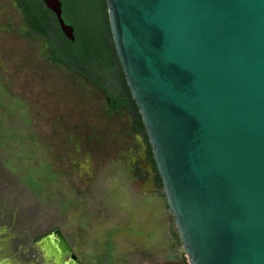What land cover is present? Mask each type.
I'll use <instances>...</instances> for the list:
<instances>
[{
    "label": "water",
    "instance_id": "water-1",
    "mask_svg": "<svg viewBox=\"0 0 264 264\" xmlns=\"http://www.w3.org/2000/svg\"><path fill=\"white\" fill-rule=\"evenodd\" d=\"M106 3L188 264H264V0ZM44 242L82 264L60 230Z\"/></svg>",
    "mask_w": 264,
    "mask_h": 264
},
{
    "label": "rangeland",
    "instance_id": "rangeland-1",
    "mask_svg": "<svg viewBox=\"0 0 264 264\" xmlns=\"http://www.w3.org/2000/svg\"><path fill=\"white\" fill-rule=\"evenodd\" d=\"M50 51L0 0V264H63L54 230L83 264H185L130 114Z\"/></svg>",
    "mask_w": 264,
    "mask_h": 264
},
{
    "label": "trees",
    "instance_id": "trees-1",
    "mask_svg": "<svg viewBox=\"0 0 264 264\" xmlns=\"http://www.w3.org/2000/svg\"><path fill=\"white\" fill-rule=\"evenodd\" d=\"M16 2L33 31L49 40L55 60L63 62L103 89L113 106L125 107L134 114L136 128L147 143V155L154 170L156 186L163 189L141 114L115 50L106 0H61L62 16L66 24L74 28L73 41L63 33L57 17L42 0ZM177 237L180 240L179 235ZM184 262L188 264L185 254Z\"/></svg>",
    "mask_w": 264,
    "mask_h": 264
},
{
    "label": "flooded vegetation",
    "instance_id": "flooded-vegetation-1",
    "mask_svg": "<svg viewBox=\"0 0 264 264\" xmlns=\"http://www.w3.org/2000/svg\"><path fill=\"white\" fill-rule=\"evenodd\" d=\"M50 48H51V47H50ZM49 58H50V61H51L53 64H56V65H59V66H65L67 69H69V70H70L71 72H73L74 74L79 75V76H82V75L79 74L78 72L73 71L69 66H67V65L64 64L63 62L55 60V58H54V53H53L52 50L50 51ZM82 77H84V76H82ZM84 79L87 80V81L89 82V80H88L86 77H84ZM89 83H91V82H89ZM91 84H92V83H91ZM92 85H93L94 87L97 88V90L100 92V94H102L104 104H105V106H106L109 110H112V111H119V110H121V111H124V112H127V113L130 114V116H131L130 129H131L132 133L139 134V135L142 137V139H143V141H144V144H145V147H146V155H147V143H146L145 138H144L143 134L141 133V131H139V130L136 128V124H135V116H134V114H133L131 111L127 110L125 107H115V106H113V105H112V102H111V100H110V98H109L108 95H107V93H106L103 89H101V88L95 86L94 84H92ZM145 130H146V129H145ZM149 143H150V142H149ZM150 146H151V145H150ZM153 159H154V157H153ZM147 160H148V162H149V164H150V166H151V172H152V173H151V177H152V179L154 180L155 185H156V182H157V181H156V177H155L154 170H153V168H152L151 162H150V160H149V158H148V155H147ZM154 161H155V160H154ZM155 164H156V163H155ZM157 171H158V170H157ZM158 173H159V172H158ZM144 177H145V175H144ZM54 231H55V230H54ZM54 231H53V232H54ZM53 232H51V234H52ZM51 234H49V235H51ZM73 250H74V249H73ZM75 253H76V252H75ZM65 260L68 262V261H69V258H66ZM82 264H83V263H82Z\"/></svg>",
    "mask_w": 264,
    "mask_h": 264
}]
</instances>
